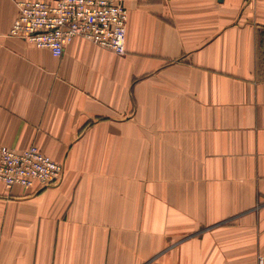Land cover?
I'll return each instance as SVG.
<instances>
[{
    "label": "crops",
    "instance_id": "obj_1",
    "mask_svg": "<svg viewBox=\"0 0 264 264\" xmlns=\"http://www.w3.org/2000/svg\"><path fill=\"white\" fill-rule=\"evenodd\" d=\"M17 1L0 146L64 174L0 182V264H261L264 0H124L123 55L76 36L60 57L9 35Z\"/></svg>",
    "mask_w": 264,
    "mask_h": 264
},
{
    "label": "built area",
    "instance_id": "obj_2",
    "mask_svg": "<svg viewBox=\"0 0 264 264\" xmlns=\"http://www.w3.org/2000/svg\"><path fill=\"white\" fill-rule=\"evenodd\" d=\"M16 4L9 35L46 48L56 57L76 36L117 55L125 53L124 0H19ZM63 174V165L34 144L21 149L0 146V182L6 189L58 185ZM259 263L264 264L262 257Z\"/></svg>",
    "mask_w": 264,
    "mask_h": 264
},
{
    "label": "rangeland",
    "instance_id": "obj_3",
    "mask_svg": "<svg viewBox=\"0 0 264 264\" xmlns=\"http://www.w3.org/2000/svg\"><path fill=\"white\" fill-rule=\"evenodd\" d=\"M236 256H237L236 251L228 249V250H225V252H224V256H223L224 259L223 260L229 261V260L234 259ZM205 262H206V264H214L212 262V260L211 261H205Z\"/></svg>",
    "mask_w": 264,
    "mask_h": 264
}]
</instances>
